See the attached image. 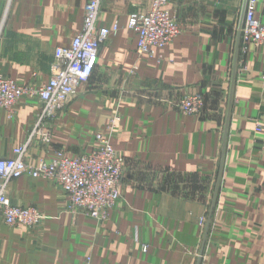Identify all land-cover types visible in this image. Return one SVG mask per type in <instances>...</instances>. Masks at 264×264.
<instances>
[{
    "label": "crops",
    "instance_id": "crops-1",
    "mask_svg": "<svg viewBox=\"0 0 264 264\" xmlns=\"http://www.w3.org/2000/svg\"><path fill=\"white\" fill-rule=\"evenodd\" d=\"M85 3L0 0L1 72L24 84L47 82L55 49L82 30ZM151 3L102 1L99 23L118 22L120 30L52 121L51 143L36 142L27 156L36 164L58 150L71 157L91 152L96 134L119 114L112 140L124 159L122 197L100 221L69 212L65 192L50 179H13L11 202L38 208L44 219L29 229L0 218V264H194L203 193L218 178L219 222L258 224L264 239V48L243 51L244 0H170L182 33L153 55H139L128 20ZM258 13L264 21V0ZM195 92L206 106L186 115L174 103ZM41 107L39 99L24 98L12 117L0 108V158L25 142ZM254 235L238 227L217 238ZM257 249L213 247L212 264H264Z\"/></svg>",
    "mask_w": 264,
    "mask_h": 264
},
{
    "label": "built area",
    "instance_id": "built-area-1",
    "mask_svg": "<svg viewBox=\"0 0 264 264\" xmlns=\"http://www.w3.org/2000/svg\"><path fill=\"white\" fill-rule=\"evenodd\" d=\"M102 1L86 0L82 30L71 44L55 49L47 82L40 86L20 83L0 70V108L9 116L24 98H37L42 102L25 142L14 147L11 157L0 158V218L7 226L36 229L44 219L38 208L11 202L10 183L23 175L52 180L65 192L69 212L100 221L108 217L110 209L122 196L124 159L112 142L120 119L118 114L96 134L98 144L91 152L71 157L58 150L50 160L40 157L36 164L27 157L36 142L51 143L52 121L75 97L78 87L90 80L102 45L120 30L118 22L112 26L99 23ZM169 3L170 0H152L149 8L130 14L128 27L138 33L139 55H153L157 48L168 46L182 33L183 26L172 14ZM259 3L260 0L245 3L243 21L239 25L244 52L249 45L264 48V21L258 13ZM243 70L249 71L247 64ZM261 78L264 79V70ZM174 105L186 115L200 114L206 106V98L200 92L189 93Z\"/></svg>",
    "mask_w": 264,
    "mask_h": 264
},
{
    "label": "rangeland",
    "instance_id": "rangeland-1",
    "mask_svg": "<svg viewBox=\"0 0 264 264\" xmlns=\"http://www.w3.org/2000/svg\"><path fill=\"white\" fill-rule=\"evenodd\" d=\"M236 17L237 19L240 17V9L238 10ZM14 114L15 112L13 113V115ZM13 115H11L10 117H12ZM113 135L114 134H112V139H113ZM217 182L216 183L214 182L203 193L202 201L206 202V206L204 207L203 216L200 218L199 221L200 226L202 228V237H201L202 239H200L199 243L196 246L195 252H193L195 258L194 264H212L213 261L211 260L212 258L211 250L213 247L222 248V252H223V250H227L230 247L233 246L237 247L238 245H244V246H249V248H258L255 252H259L261 254L264 253V239L259 238V234L262 233V228L259 229L258 224L238 223L232 225V224H225L219 222L218 213L219 210H221L222 206L220 207L218 206L217 203L218 197L216 195V192L220 187L221 178H218ZM238 227H240L241 229L243 228L245 231L248 232H254L255 234L254 237L244 238L240 240L217 238V236L223 234V232L232 234L233 231L238 230Z\"/></svg>",
    "mask_w": 264,
    "mask_h": 264
},
{
    "label": "water",
    "instance_id": "water-1",
    "mask_svg": "<svg viewBox=\"0 0 264 264\" xmlns=\"http://www.w3.org/2000/svg\"><path fill=\"white\" fill-rule=\"evenodd\" d=\"M245 3H246V0H244V5H243V10H242V16H241L240 24H242V21H243V13H244V9H245Z\"/></svg>",
    "mask_w": 264,
    "mask_h": 264
}]
</instances>
